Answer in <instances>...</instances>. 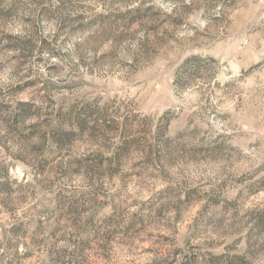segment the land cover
I'll return each mask as SVG.
<instances>
[{"label": "rangeland", "instance_id": "rangeland-1", "mask_svg": "<svg viewBox=\"0 0 264 264\" xmlns=\"http://www.w3.org/2000/svg\"><path fill=\"white\" fill-rule=\"evenodd\" d=\"M0 264H264V0H0Z\"/></svg>", "mask_w": 264, "mask_h": 264}]
</instances>
